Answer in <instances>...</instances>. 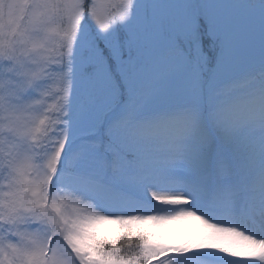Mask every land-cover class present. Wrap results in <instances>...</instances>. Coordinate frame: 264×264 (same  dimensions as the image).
Here are the masks:
<instances>
[{
  "label": "snow or ice",
  "instance_id": "snow-or-ice-1",
  "mask_svg": "<svg viewBox=\"0 0 264 264\" xmlns=\"http://www.w3.org/2000/svg\"><path fill=\"white\" fill-rule=\"evenodd\" d=\"M0 264H264V0H0Z\"/></svg>",
  "mask_w": 264,
  "mask_h": 264
},
{
  "label": "rangeland",
  "instance_id": "rangeland-1",
  "mask_svg": "<svg viewBox=\"0 0 264 264\" xmlns=\"http://www.w3.org/2000/svg\"><path fill=\"white\" fill-rule=\"evenodd\" d=\"M119 11V9H117ZM250 85V80L248 78L240 77L224 85V90L226 92L241 91ZM230 90V91H229Z\"/></svg>",
  "mask_w": 264,
  "mask_h": 264
},
{
  "label": "bare ground",
  "instance_id": "bare-ground-1",
  "mask_svg": "<svg viewBox=\"0 0 264 264\" xmlns=\"http://www.w3.org/2000/svg\"><path fill=\"white\" fill-rule=\"evenodd\" d=\"M230 91V90H229ZM161 194H166V193H161Z\"/></svg>",
  "mask_w": 264,
  "mask_h": 264
}]
</instances>
